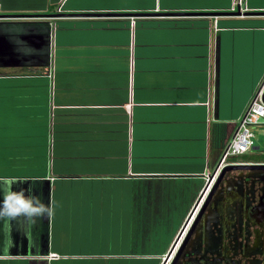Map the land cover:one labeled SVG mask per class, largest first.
I'll return each mask as SVG.
<instances>
[{
  "label": "crops",
  "instance_id": "obj_1",
  "mask_svg": "<svg viewBox=\"0 0 264 264\" xmlns=\"http://www.w3.org/2000/svg\"><path fill=\"white\" fill-rule=\"evenodd\" d=\"M241 6L0 0V176L56 205L0 221V264H186L264 85V0ZM239 197L225 193L224 224Z\"/></svg>",
  "mask_w": 264,
  "mask_h": 264
},
{
  "label": "flooded vegetation",
  "instance_id": "obj_2",
  "mask_svg": "<svg viewBox=\"0 0 264 264\" xmlns=\"http://www.w3.org/2000/svg\"><path fill=\"white\" fill-rule=\"evenodd\" d=\"M244 164L257 167L231 169L217 178L209 195L211 199L220 190L215 209L210 212L205 232L193 240V248L184 258L186 264H200L202 259L205 264H264V159ZM232 190L240 197L227 202L225 211L234 219L224 224L217 217L218 207L223 206L225 193Z\"/></svg>",
  "mask_w": 264,
  "mask_h": 264
},
{
  "label": "clouds",
  "instance_id": "obj_3",
  "mask_svg": "<svg viewBox=\"0 0 264 264\" xmlns=\"http://www.w3.org/2000/svg\"><path fill=\"white\" fill-rule=\"evenodd\" d=\"M29 182L17 177L0 176V221H16L21 224H35L40 218L52 216L55 212V203L45 204L35 194L33 180L27 189L15 188V185Z\"/></svg>",
  "mask_w": 264,
  "mask_h": 264
},
{
  "label": "built area",
  "instance_id": "obj_4",
  "mask_svg": "<svg viewBox=\"0 0 264 264\" xmlns=\"http://www.w3.org/2000/svg\"><path fill=\"white\" fill-rule=\"evenodd\" d=\"M244 0H233V11L242 10V3ZM264 85L258 90L253 99L251 100L245 114L240 119L235 134L227 144L221 162L219 164L220 171H222L226 166L235 164V162H230L228 159L230 157L239 156L249 152L254 148L255 134L250 129L255 125H264ZM210 178H207L209 183ZM205 186L203 192L204 194L210 191V183ZM212 185V184H211ZM171 259V257H169Z\"/></svg>",
  "mask_w": 264,
  "mask_h": 264
},
{
  "label": "rangeland",
  "instance_id": "obj_5",
  "mask_svg": "<svg viewBox=\"0 0 264 264\" xmlns=\"http://www.w3.org/2000/svg\"><path fill=\"white\" fill-rule=\"evenodd\" d=\"M250 129L255 134V136H254V141H255L254 148H255V146L258 148H256V149L252 148L248 154L253 155L255 158L258 157V158L264 159V125H255V126H252ZM240 158H244V157L242 156ZM232 159L233 158L230 157L228 160L231 161Z\"/></svg>",
  "mask_w": 264,
  "mask_h": 264
},
{
  "label": "water",
  "instance_id": "obj_6",
  "mask_svg": "<svg viewBox=\"0 0 264 264\" xmlns=\"http://www.w3.org/2000/svg\"><path fill=\"white\" fill-rule=\"evenodd\" d=\"M100 15H108V14H100ZM135 15V14H132ZM146 15H154V14H146ZM163 15H169V14H163ZM178 15H199V13H185V14H178ZM264 98V97H263ZM253 167H257L256 165H248V164H232V165H228L225 168L227 170H231V169H242V168H253Z\"/></svg>",
  "mask_w": 264,
  "mask_h": 264
}]
</instances>
